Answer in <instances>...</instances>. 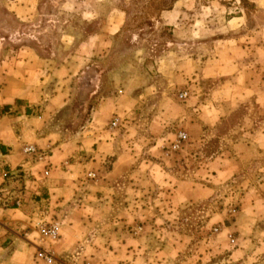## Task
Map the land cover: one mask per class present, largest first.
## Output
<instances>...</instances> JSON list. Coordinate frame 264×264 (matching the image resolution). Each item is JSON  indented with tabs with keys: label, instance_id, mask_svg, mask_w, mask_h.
<instances>
[{
	"label": "rangeland",
	"instance_id": "obj_1",
	"mask_svg": "<svg viewBox=\"0 0 264 264\" xmlns=\"http://www.w3.org/2000/svg\"><path fill=\"white\" fill-rule=\"evenodd\" d=\"M28 1L0 0V60L24 45L31 46L47 60L46 100L47 95L57 93L56 89L63 96V103L48 107L47 101H42L33 109V116L44 118L41 135L46 140L42 150L47 156L55 154L58 144L80 136L91 138L95 142L94 150L99 144H110L114 153L134 151L142 162L170 160L191 169L221 148L230 152V143L246 140V132L264 127V103L261 107L254 102L257 96L264 98V56L258 54L251 58V65L250 62L245 65L250 81L247 91L238 94H242L240 101L243 102L232 108L222 124L226 126L232 117L235 120L218 135L213 134L215 126H212L213 133L208 132L204 150L191 146L184 113L196 108L198 96L207 95L212 88L220 89L222 81L205 80L198 87L192 67L185 63L187 53L183 50L186 48L181 49V44L186 42L181 35L187 30L200 31L207 44L216 36L233 32L226 24L232 17L245 16L247 20L239 28L230 25L236 31L264 28V0H196L199 7L189 11L190 15L185 13L180 17L175 27L166 25L160 18L161 12L168 10L174 0ZM14 4L28 6L29 23L21 21L28 15L16 11ZM51 20L54 22L48 23ZM106 26H110L108 32L104 30ZM89 34L93 38L82 46V53L67 58ZM193 37L188 41L190 47ZM205 47L203 55L207 60L211 49ZM66 48L72 50L69 52ZM188 51L191 54V48ZM68 63L71 64L65 78L68 82L65 86L57 84V76L62 80V74L54 78L48 69ZM188 76L193 80L188 81ZM225 82L226 88L216 91L218 99L221 92L236 93L234 85ZM243 82L239 80L235 85L240 87ZM184 92L187 96L181 99L180 94ZM114 118H118V126L111 129ZM230 130L239 132L230 134ZM178 132L186 133L188 141L180 151L169 153V143ZM224 135H230L228 142L219 140ZM115 157H105L103 168H110L108 163ZM188 158L191 162L186 161ZM145 171L143 168L142 173ZM254 172L264 174V169L261 172L242 168L228 183L221 184L213 198L186 205L174 220L166 222L162 232L165 238L173 239L169 256H156L162 247L145 244L138 264H264V203L257 204L253 199L264 194V185L246 199L237 197L226 202L222 198L229 183L232 186L236 181L238 186L243 183L241 191L244 187H253L244 177L251 178ZM233 209L234 215L230 213ZM236 222L238 227L233 225ZM225 226L233 228L229 231ZM33 240L40 242L37 234ZM238 250L239 256H233Z\"/></svg>",
	"mask_w": 264,
	"mask_h": 264
},
{
	"label": "crops",
	"instance_id": "obj_2",
	"mask_svg": "<svg viewBox=\"0 0 264 264\" xmlns=\"http://www.w3.org/2000/svg\"><path fill=\"white\" fill-rule=\"evenodd\" d=\"M197 3L196 0H174L168 10L161 12L160 18L166 25L175 27L180 17L185 13L190 15L189 11L199 7ZM13 6L16 11L26 12L28 18L24 16L21 21L29 23L28 6ZM244 20L245 16L228 19L226 24L229 30H234L233 34L216 36L210 39L211 44L202 40L200 31L187 30L181 35L182 40H186L181 44L182 50L186 48L183 50L187 53L185 63L192 67L197 86L205 80L222 81L220 89L217 88L219 91L226 88L225 81H230L228 83L236 90L228 95L221 92L218 99L217 90L212 88L207 95L197 97L195 109L186 110L184 119L188 121L191 146L204 150L212 126L215 128L214 133L211 132L218 135L232 124L236 117L227 121L226 126L222 123L232 113V108L243 102L240 101L242 94H238L249 88L250 72L245 65L248 62L251 65V58L258 54L264 56L263 27L247 32L230 28V25L241 27ZM109 29L110 26L104 28L106 32ZM194 35L190 47L188 41ZM92 38L93 34H89L76 50L66 48L69 52L72 50L67 58L81 54L82 46ZM205 46L211 49L207 60L203 55ZM46 61L28 45L0 60V110L7 108L0 115V264H43L35 259L38 248L53 255V264H138L145 244L146 247L153 244L162 247L156 256L167 257L173 240L162 235L167 221L174 220L186 205L213 198L221 184L228 183L242 168L263 172V125L246 132V140L230 143V152L221 148L191 169L170 160L142 162L134 151L114 153L110 144H99L94 150L95 142L91 138L81 139L82 133L73 141L58 144L55 154L48 156L49 162L31 160L23 149L36 146L42 150L46 140L41 135L44 118L33 116V109L42 101H47L48 107L63 103L58 89L54 90L56 94L47 95L46 100ZM70 65L48 69L54 78L62 74V80L57 76V84L65 86L68 82L65 78ZM186 79L193 80L189 76ZM239 80H244L240 87L235 85ZM254 102L263 107L264 98L257 96ZM222 125L223 129H219ZM238 132L230 130V134ZM229 136L224 135L219 140L228 142ZM99 146H102L101 153H98ZM115 155L108 163L111 167L104 169L105 157ZM68 167L69 172L65 171ZM143 168L146 171L142 173ZM88 173L95 174L96 180L86 179ZM244 178L254 186L247 185L241 191L243 183L240 186L238 181L233 186L229 183L226 196L222 197L226 202L237 197L246 199L264 185V174L254 172L251 178ZM253 199L257 204L264 203V194ZM53 221L60 226L59 238L51 244L34 241L37 226ZM238 224L233 225L238 227ZM225 227L229 231L233 228ZM239 252L233 256L238 257Z\"/></svg>",
	"mask_w": 264,
	"mask_h": 264
},
{
	"label": "built area",
	"instance_id": "obj_3",
	"mask_svg": "<svg viewBox=\"0 0 264 264\" xmlns=\"http://www.w3.org/2000/svg\"><path fill=\"white\" fill-rule=\"evenodd\" d=\"M187 93L180 94V98L184 99L186 98ZM118 118H114L111 122L110 126L111 129H115L118 126ZM188 141V136L184 132H178L175 135V138L172 142L169 143L168 151L169 153H176L181 150V148L186 144ZM24 154H26L28 157L32 159H35L36 162H46L48 156L43 150L37 149L34 146H26L23 149ZM47 174L45 173V176ZM86 178L88 180H96V175L93 173H88ZM19 204V203H18ZM17 204V206H18ZM230 213L234 215L236 213V210H231ZM59 231L60 226L57 222H41L37 226V235L39 237L40 242H47L49 244L54 243L59 238ZM214 232H217V230H214ZM230 243L233 244L234 241L231 239ZM35 259L37 261H40L43 264H53L55 263L53 255L49 251H45L41 248H38L36 251Z\"/></svg>",
	"mask_w": 264,
	"mask_h": 264
},
{
	"label": "trees",
	"instance_id": "obj_4",
	"mask_svg": "<svg viewBox=\"0 0 264 264\" xmlns=\"http://www.w3.org/2000/svg\"><path fill=\"white\" fill-rule=\"evenodd\" d=\"M240 2H242L243 0H239ZM7 109L6 107H4V109L0 110V115L3 114V110Z\"/></svg>",
	"mask_w": 264,
	"mask_h": 264
}]
</instances>
